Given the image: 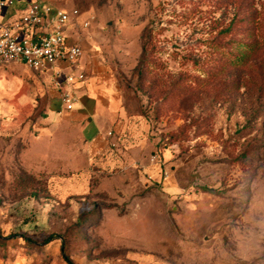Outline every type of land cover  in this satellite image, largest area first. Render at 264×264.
I'll list each match as a JSON object with an SVG mask.
<instances>
[{"label": "rangeland", "instance_id": "rangeland-1", "mask_svg": "<svg viewBox=\"0 0 264 264\" xmlns=\"http://www.w3.org/2000/svg\"><path fill=\"white\" fill-rule=\"evenodd\" d=\"M42 1L79 10L69 34L110 57L117 108L93 155L66 113L0 108V264H264V0Z\"/></svg>", "mask_w": 264, "mask_h": 264}, {"label": "crops", "instance_id": "crops-1", "mask_svg": "<svg viewBox=\"0 0 264 264\" xmlns=\"http://www.w3.org/2000/svg\"><path fill=\"white\" fill-rule=\"evenodd\" d=\"M35 1L42 0H13L11 4H6L0 12V23L19 18ZM71 25L67 27L68 42H77L84 49V54L77 67L66 68L67 71L73 70L75 73L82 72L85 75L83 81L75 83L72 87L73 91L80 97L76 108L71 111L65 110L61 100L62 88L53 84L51 71H47V75L32 74V78L27 79L25 76L21 77L22 73L20 72L26 71L28 68L19 62L14 63L11 69L13 74L17 73L20 76L18 84L21 82L20 87H23L26 92L23 93L24 95L22 93L11 94V88L14 84L9 74L12 73H8L7 77L3 74L5 69L0 67V85H5V96L0 94V108H4V114L9 117L17 112L16 101L25 104L29 102L31 109L24 117L30 119L32 123H37L40 119H52L58 114L66 113L67 124L78 127L84 142H86V149L93 155L106 147V133L110 129L116 114V75L110 57L104 54L99 46L90 44L85 40L78 42L71 39L69 34ZM63 65L65 66V64ZM15 84L18 85L17 82ZM20 95L23 97L17 100Z\"/></svg>", "mask_w": 264, "mask_h": 264}, {"label": "built area", "instance_id": "built-area-1", "mask_svg": "<svg viewBox=\"0 0 264 264\" xmlns=\"http://www.w3.org/2000/svg\"><path fill=\"white\" fill-rule=\"evenodd\" d=\"M12 2L0 0V12ZM78 15L77 9L68 12L35 1L19 18L0 23V60L23 63L36 73L51 71L53 84L62 88L61 100L67 111L75 109L80 100L73 85L85 78L82 72L66 70L77 67L84 54L81 44L68 42L67 27ZM88 25V21L84 22V26Z\"/></svg>", "mask_w": 264, "mask_h": 264}, {"label": "trees", "instance_id": "trees-1", "mask_svg": "<svg viewBox=\"0 0 264 264\" xmlns=\"http://www.w3.org/2000/svg\"><path fill=\"white\" fill-rule=\"evenodd\" d=\"M229 29H227L228 31ZM151 41V34L147 30L144 31V43L142 46V60L140 61L139 70L144 71L146 69V63L148 58V48ZM239 50L237 53H234L233 61L237 66L246 65L249 58L252 57L260 48L261 44L258 41H254L250 44H239ZM242 47V48H241ZM246 47V48H245ZM145 67V68H144ZM157 77V76H156ZM93 215H95L93 213Z\"/></svg>", "mask_w": 264, "mask_h": 264}]
</instances>
